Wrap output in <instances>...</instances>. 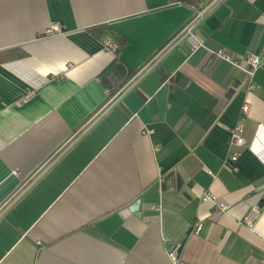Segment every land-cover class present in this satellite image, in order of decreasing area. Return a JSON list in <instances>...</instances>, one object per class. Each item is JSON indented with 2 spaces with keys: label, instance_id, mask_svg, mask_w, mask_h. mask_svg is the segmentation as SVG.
Listing matches in <instances>:
<instances>
[{
  "label": "crops",
  "instance_id": "0c3cea01",
  "mask_svg": "<svg viewBox=\"0 0 264 264\" xmlns=\"http://www.w3.org/2000/svg\"><path fill=\"white\" fill-rule=\"evenodd\" d=\"M190 1L0 0V264H264V0Z\"/></svg>",
  "mask_w": 264,
  "mask_h": 264
},
{
  "label": "built area",
  "instance_id": "2783aa9c",
  "mask_svg": "<svg viewBox=\"0 0 264 264\" xmlns=\"http://www.w3.org/2000/svg\"><path fill=\"white\" fill-rule=\"evenodd\" d=\"M57 30L55 27H50L45 30V33H51L52 31ZM103 47L106 50L115 51L118 47L117 43L111 38V37H105L102 40ZM199 43L194 42L192 47L193 50L198 47ZM215 55L219 58H221L224 61H227L232 64L237 63V59L227 53H225L222 50H218L215 52ZM244 64H245V75L248 82V89L253 90L255 88V84L253 82V78L255 75V71L259 67L260 64V58L258 55L255 54H248L243 58ZM249 111V105L247 103H243L241 106V114L238 122L233 126V128L230 130L229 135V147L231 148V159L234 161L237 159L239 155V151L235 148H240L245 145V139L243 136L244 132V121L246 118V115ZM204 201L210 202L213 207L218 210L219 212H225L227 206L224 203L217 202L216 197L212 194H205L203 196ZM258 214V208L253 207L250 209L248 214L245 216L244 220L246 223L251 224L253 218L256 217ZM201 226L197 225L194 232H198L200 230ZM181 248L182 243L178 242L175 244H171L167 247V257L169 259L170 264H185L182 257H181Z\"/></svg>",
  "mask_w": 264,
  "mask_h": 264
},
{
  "label": "trees",
  "instance_id": "16d2710c",
  "mask_svg": "<svg viewBox=\"0 0 264 264\" xmlns=\"http://www.w3.org/2000/svg\"><path fill=\"white\" fill-rule=\"evenodd\" d=\"M189 2H191L190 0H188ZM110 33L111 35H116L109 27L107 26H99V27H95L93 29H91V33L95 36V37H101L103 34L105 33ZM118 47L116 50H118L120 47H122L125 43L126 40L124 38H118ZM7 56L5 53H0V62L4 59H6ZM117 64L113 63L111 66H109L108 68H106L100 75L101 79L103 78L104 80L107 79L108 74L110 73V71L113 68H116Z\"/></svg>",
  "mask_w": 264,
  "mask_h": 264
},
{
  "label": "water",
  "instance_id": "95a60500",
  "mask_svg": "<svg viewBox=\"0 0 264 264\" xmlns=\"http://www.w3.org/2000/svg\"><path fill=\"white\" fill-rule=\"evenodd\" d=\"M138 207V204L137 205H135V208H137Z\"/></svg>",
  "mask_w": 264,
  "mask_h": 264
}]
</instances>
